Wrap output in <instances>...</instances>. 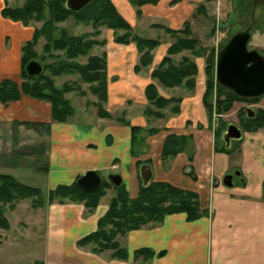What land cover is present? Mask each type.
<instances>
[{
  "label": "crops",
  "instance_id": "crops-1",
  "mask_svg": "<svg viewBox=\"0 0 264 264\" xmlns=\"http://www.w3.org/2000/svg\"><path fill=\"white\" fill-rule=\"evenodd\" d=\"M120 1L117 0L119 6ZM123 1L133 7L128 1ZM198 2L200 0H157L155 5L140 7L139 17L140 20L153 18V21L149 19L151 28L161 25L178 30L184 23H189L192 4ZM113 4L133 30L135 25L131 19L124 17L118 5ZM3 6V0H0V12ZM33 31L0 15V81L6 78L17 81L15 76L20 70L21 47L31 38ZM7 37L11 43L6 52L4 42ZM167 47L160 44L152 52V65L137 74L133 68L138 63L139 55L134 44L117 45L112 39L106 40L102 47L106 53L108 77L105 107L112 111L123 107V101L130 100L132 104L126 106L129 124L141 127L144 132L157 130L154 135H142L144 140L137 145L134 154L129 126L105 119H101L98 125L54 123L51 121L49 103L25 96L7 106L0 105V128L6 130L13 122L48 125L49 191L58 186H69L87 171L93 170L103 172L106 178L110 174L119 175L121 185L133 199L140 187L137 162L149 161L143 164L151 166V181L165 182L196 193L201 209L208 212L207 216L189 222L185 214H172L159 225L142 227L118 237L120 247L127 251V259L118 260L110 257V251L97 255L77 246L80 239L96 231L98 220L106 214L113 194L108 191L109 194L100 200L91 214H87L81 204L53 203L48 205L43 264H264V129L242 132L237 144L230 143V147L236 148L230 155L216 151L214 132L218 124L214 116L211 122L208 120L202 103L204 86L200 81H196L193 91L166 89L183 91L179 96L181 103L178 114H171L165 109L160 119L151 120L142 115L147 105L145 87L149 83L155 84L150 72L165 55ZM129 63L132 66L128 72L130 74L124 71ZM147 69L146 74L144 70ZM197 70L198 75V65ZM156 86L161 94L160 87ZM163 97L178 98L174 92ZM240 104H234L233 109ZM246 108L264 110V95ZM137 109H140V113L133 117L131 113ZM228 114L221 116L223 123ZM168 135L191 137V163L186 153H180L165 166L162 165L160 155ZM142 143L145 147L140 151ZM232 167L239 169V186L235 187L233 183V188H226L222 180L226 174H231ZM186 172H191L194 179ZM140 249L150 250L152 258L144 262L141 258L134 260V253Z\"/></svg>",
  "mask_w": 264,
  "mask_h": 264
},
{
  "label": "trees",
  "instance_id": "trees-1",
  "mask_svg": "<svg viewBox=\"0 0 264 264\" xmlns=\"http://www.w3.org/2000/svg\"><path fill=\"white\" fill-rule=\"evenodd\" d=\"M128 2L136 8V15L140 16V7L155 5L157 0H128ZM3 3L0 12L3 19L20 23L23 27L40 23V27L34 29L31 38L21 47L19 70L21 81L8 78L0 81V105L7 106L24 96L46 102L50 104V117L54 123H67L74 115V109L66 98L67 94L76 92L81 97L86 95L77 82L89 85L90 94L96 97L93 106L97 109L98 117L110 118L103 107L108 99L106 53L100 56L91 55L95 47H103L106 44V40H98L101 28L112 31L113 42L117 45L134 44L139 55L138 64L133 68L135 74L152 65V52L160 45L157 39H145L135 35L130 24L119 14L111 0L94 1L80 12L67 10L66 0H25L19 8L9 7L8 0H3ZM196 12L204 13V6L200 5ZM69 18H72L76 25L91 26L93 30L89 33L70 35L66 29L58 26ZM152 28L161 27L153 25ZM163 30L174 39V42L167 47L165 55L150 72L151 80L156 81L164 89L185 88L187 91H193L198 73L195 61L184 56L174 64L172 57L187 52L193 58H203L205 89L202 103L208 120L211 122L214 116L218 124L214 132L215 150L226 155L232 154L235 148H226L222 140L226 124L222 122L221 116L230 113L236 103L249 105L256 103L260 98H240L215 82V52L213 48L201 46L199 41L192 37L189 23H184L178 30L166 27H163ZM39 40H43L41 54H37L34 50ZM83 58L86 59L85 62L79 63ZM48 59L51 62L47 63ZM31 60H39L43 66V72L37 77H28L25 73V66ZM64 76H77L78 79L56 86L55 79ZM144 96L148 106L143 110V115L147 118L160 119L164 116L165 109L171 114L180 112L181 98L161 96L154 83H149L145 87ZM245 109L246 107L240 108L236 115L240 130L257 132L264 129V110H254V116L249 118ZM119 121L131 129L132 154H134L136 146L142 142L138 136L143 129L130 125L126 120ZM39 126L48 129V125L39 124ZM147 132L150 136L157 133V130L149 129ZM232 142L237 144L239 141ZM192 150L190 136L168 135L162 146L161 163L165 166L180 153H186L191 163ZM143 163L149 161L137 162V167L139 168ZM186 173L194 179L191 172ZM110 184L109 181L102 182L96 192L88 193L79 189L74 182L69 186H58L49 191L44 200L39 189L18 182L11 175L0 174V229H9L10 225L5 214L7 210L13 211L23 200H31L33 209L41 207L43 203L47 205L54 202L62 204L65 201L82 203L87 214H91L105 195V191L111 187ZM113 188L116 192L115 197L109 201L106 214L98 220L96 231L77 242L78 247L86 248L93 254L99 255L110 251L112 259L126 260L127 251L120 247L118 237L147 225H159L168 215L185 214L186 220L192 222L208 214L206 210L200 208L196 193L176 188L165 182L151 181L146 187L140 186L137 196L133 199L129 197L123 185ZM152 256L150 250L140 249L134 253V260L141 258L144 262Z\"/></svg>",
  "mask_w": 264,
  "mask_h": 264
},
{
  "label": "rangeland",
  "instance_id": "rangeland-1",
  "mask_svg": "<svg viewBox=\"0 0 264 264\" xmlns=\"http://www.w3.org/2000/svg\"><path fill=\"white\" fill-rule=\"evenodd\" d=\"M24 1L25 0H8V6L11 8H19L23 5ZM111 1L118 5L117 0ZM119 4L120 6L118 5V7L123 16L129 17L132 24L135 25L132 30L135 35L145 39H157L164 47L169 46L174 42V39L164 32V26L160 25L162 29L150 27V23L153 21L151 19L153 18L140 20V17L135 13V7L126 5L123 0L120 1ZM200 4L204 6V13L196 12ZM192 5L193 11L189 17L192 37L197 39L201 46L213 48L215 57L234 33L246 31L247 29H250L251 31L257 30L253 32L248 48L256 50L264 57V32H261L262 30L264 31V0H200V2L193 3ZM58 26L66 29L70 35L89 33L93 30L91 26L76 25L72 18H69ZM39 27L40 23H33L26 28L35 29ZM100 32H102L103 35H101L98 40L104 39L111 41L113 39V33L111 30L101 28ZM11 39L14 40L13 36H11ZM4 43L6 49L2 48V50L4 49V51L7 52V47L11 43L9 42V37L5 39ZM42 45L43 40H39L34 48L37 54H41ZM1 46L0 40V47ZM12 47L13 46L11 45L10 50ZM160 51H162V49H160ZM102 53H104L102 47H95L91 55L100 56ZM184 56L191 58L199 66V74L195 78V82H202L205 89L204 59L193 58L190 53L183 52L172 57L174 64H177L181 57ZM85 60V58L80 59L79 63L82 64ZM35 61L39 63V60ZM46 62L49 63L51 60L48 59ZM131 67L130 63L127 64L124 71L128 73L129 70H131ZM155 67L156 66H153L152 70ZM144 71L146 74L148 73V69ZM15 77L18 82L21 81L19 74ZM110 77L112 79L111 75ZM77 79V76L56 78L55 85L59 87L65 82H74L77 81ZM154 82L155 85L157 84L160 87L162 93L159 94L161 96H167L174 92L175 96L180 98L179 96L183 94L182 89H185L182 88L178 91H168L162 88L156 81ZM77 83L79 84L78 86L85 91L86 95L81 97L76 92L66 95V98L70 101V104L74 109V115L67 122L68 124L84 123L98 125V123L101 122V119L122 124L119 120H126V106L132 104L130 100L123 101V107L119 106V109L114 108L112 111H108L105 107L106 102L103 107L104 110L109 113L110 118H100L97 115V109L93 106V103L96 102V97L90 94L89 85L81 82ZM147 106L148 103L145 108ZM240 107H249V105L240 104L235 107L226 118H224L226 120L224 124L234 123L239 127L236 115ZM139 113L140 109H137L135 112H132L131 115L136 117ZM149 119L153 120V118ZM39 124L40 123L13 122L11 127L6 130L0 128V174H9L18 182L39 189L42 192L43 199L46 200L47 193L49 192L47 184L49 135L47 128L40 127ZM142 132L138 136V138H141L140 140H144L142 135H148L147 131ZM139 147H141L140 151H142L145 144L142 143ZM136 148H138V146H136ZM237 170L239 169L232 167L230 173L233 174ZM97 174L102 182H108L103 172H97ZM239 180V177H233L235 187L239 186ZM139 183L141 186V180H139ZM108 191L113 194V197H115L116 192L112 185L105 191L104 196L107 195ZM54 203L60 204L57 202ZM69 203L70 202L66 201L63 202V204ZM74 204L83 205L82 203ZM5 216L10 226L7 233H5V230L0 229V264H43L42 260H44V257L46 256V234L49 217L48 205L43 203L41 207L33 209L31 200H23L16 205L13 211L7 210ZM5 237H7L6 240H4Z\"/></svg>",
  "mask_w": 264,
  "mask_h": 264
},
{
  "label": "water",
  "instance_id": "water-1",
  "mask_svg": "<svg viewBox=\"0 0 264 264\" xmlns=\"http://www.w3.org/2000/svg\"><path fill=\"white\" fill-rule=\"evenodd\" d=\"M97 0H66L65 7L71 12H80L90 3ZM252 31L247 29L234 33L222 49L217 53L215 60V82L233 92L240 98H260L264 95V57L256 50L249 49ZM42 65L35 60L29 61L25 66V73L28 77H37L42 73ZM247 116L252 118L254 111L245 109ZM242 138V131L235 124H228L222 135L225 147L229 148L232 141H239ZM141 186L146 187L152 180V169L148 164L139 168ZM240 177V172L226 174L222 184L226 188L233 187V177ZM107 180L114 186L119 187L122 179L119 175L110 174ZM76 186L88 193L96 192L102 180L96 171H87L79 177Z\"/></svg>",
  "mask_w": 264,
  "mask_h": 264
}]
</instances>
